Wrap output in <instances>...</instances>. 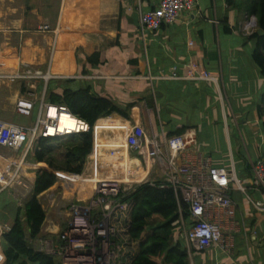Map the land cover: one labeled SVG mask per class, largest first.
Listing matches in <instances>:
<instances>
[{
  "label": "crops",
  "instance_id": "0c3cea01",
  "mask_svg": "<svg viewBox=\"0 0 264 264\" xmlns=\"http://www.w3.org/2000/svg\"><path fill=\"white\" fill-rule=\"evenodd\" d=\"M6 1L12 2L0 0V8ZM158 1L40 0L38 5H34L24 0L26 5H32L33 8L27 12L24 6L20 16H12L14 12H9V18L4 20L8 24L7 28H12L14 39L22 40L23 47L30 50L34 46L32 34L43 31V35H40L46 38L42 27L47 26V23L52 25V29H47V32L54 34L49 42L51 46L54 45L53 54L47 61V67L44 66L46 60L37 62L38 67L48 68L49 75H52L50 79L90 81L98 95L108 97L121 110H126L127 104L135 101V94L141 97L151 94L152 108H148L144 101L134 103L131 110L126 112H129L130 120L138 117L141 121L142 111L145 110L147 117L153 118L155 127L161 126L163 131V126L168 127L165 133L176 132L185 127L183 133L194 135L196 149L209 155L215 167L224 168L223 164L229 165L231 162L232 170L244 189L243 192H231L237 227L233 229L234 224L226 223L223 229L234 237L233 252L225 254L217 248L202 252L192 250L189 252L188 263L264 264V241L261 237L264 231V213L254 210L246 199H263L251 180L250 161L263 156L264 151V134L254 112L264 91V78L251 58L255 40L250 39V34L242 29L249 17L242 10L230 8L226 0H196L195 8L184 12L176 22L165 25L158 31H145L141 34L140 13L152 9ZM7 6V10H16ZM121 10L124 12L119 16ZM26 16L27 19L30 16L35 19V29L29 28L26 22L23 23ZM38 29L41 31H37ZM256 30L257 28L254 32ZM24 33H29V36L23 37ZM64 35L67 37L64 38ZM76 52L85 57L93 53L99 54L94 65L86 64L89 69L86 76L79 75ZM56 53H65L64 59L55 60ZM190 62L217 73V84L169 78L173 67L178 68L176 74L180 77L182 68ZM135 63L136 66H132ZM22 65L25 66V63ZM161 73L167 78L159 79ZM148 74L153 78L151 82L147 79ZM4 112L6 108L0 103V116L6 115ZM161 113L166 118L163 121ZM14 116L13 114L11 119L3 121L24 123L25 118L21 117V120ZM123 119L113 113L97 120L94 132L96 135L100 134L98 149L108 151L113 138L107 133L103 134V131L117 129L116 124L122 123ZM107 120L115 125L105 123ZM215 144L221 158H214L209 152ZM111 152L112 150L107 155H112ZM0 153L13 158L6 150H1ZM98 156L100 153L97 150V159L93 163L96 164L94 178L98 177V165L101 163ZM30 158L31 156L28 157V166L23 172L26 185L15 187L13 191L28 192V186H31V182L34 183L36 170L48 169L44 163H33ZM58 175L55 184L38 196L45 212V220L39 235L28 240L35 250H39V240L57 242L58 232L66 226L64 212L77 191L74 186L65 187ZM160 175L159 168H154L150 177L158 178ZM90 182H93L92 178L82 185ZM80 191L81 189L77 193L81 199ZM8 192L4 193L5 196L9 195ZM88 196L89 192H84L83 199ZM14 210L12 212L11 204L0 203L2 227L11 226L17 214L16 208ZM8 218L13 219L10 224L5 222ZM174 240H179L185 247L183 236Z\"/></svg>",
  "mask_w": 264,
  "mask_h": 264
},
{
  "label": "built area",
  "instance_id": "2783aa9c",
  "mask_svg": "<svg viewBox=\"0 0 264 264\" xmlns=\"http://www.w3.org/2000/svg\"><path fill=\"white\" fill-rule=\"evenodd\" d=\"M196 0H159L150 10L139 15V28L141 34L145 31H158L162 26L176 22L180 16L195 8ZM256 28V20L253 16L243 24V31L252 34ZM47 30V26L42 27ZM192 43L190 42L189 45ZM173 67L169 78H182L189 80H202L217 84V73L209 72L202 65L190 62L181 71L179 77ZM27 75V76H25ZM9 81L32 79L41 80L43 91L39 95L28 92L16 99L14 113L29 122L34 117V122L29 125L5 122L0 119V152L6 150L12 154L0 153V193L15 187H24L23 172L27 168V158L34 151L35 140L38 137H59L71 134L84 133L89 130L86 122L75 117L76 128L69 133L58 132L59 117L63 113L72 116L68 109L61 105L46 102L45 94L49 73L28 70L21 74L15 71L0 78ZM159 79H166L164 74H159ZM147 79L151 82L152 76ZM30 89H35L30 85ZM53 110L54 114L50 115ZM74 117V116H72ZM151 123V122H150ZM153 123V120H152ZM123 137L122 147L134 153L135 160L139 161L141 172L140 181L134 184L120 185V180L111 178H94L96 172L95 157L100 146V134L92 131V152L87 159H92V175H84V165L81 174L59 173L58 179L65 187L74 186L77 191L73 201L67 206L64 216L66 226L58 232L57 242L39 240V250L58 259L59 264H119V259L126 253L125 246L129 243L127 235L129 225L130 206L119 199L121 192L132 189L141 183H149L160 189L171 188L174 192L178 212L181 218L180 203L187 206L188 224L185 226L182 219L181 229L185 248L188 253L192 250L202 252L207 249L217 248L225 254H231L234 249V237L224 232L226 223L234 224L235 229V203L232 199V190L243 192L244 189L234 171H227L221 167H215L212 159L207 154H202L196 149V141L192 133L167 135L160 127L152 126L148 132L142 126L140 119H123L116 124ZM52 131V132H50ZM99 140V141H98ZM112 150L111 154L116 155ZM10 155V154H9ZM94 157V158H92ZM86 159V160H87ZM98 161V160H97ZM86 164V161H85ZM99 166V165H98ZM138 167V166H137ZM159 168L160 177H150L153 169ZM250 177L263 199L252 200L247 197L251 207L264 213V157L250 161ZM85 177L84 179H81ZM89 178L93 183L89 196L79 198L78 190ZM230 182L234 188H230ZM50 197V196H49ZM50 223V220L48 221ZM9 227L0 225V264H4L5 257L1 247L3 231ZM264 241V231L262 233ZM135 244L130 241V245Z\"/></svg>",
  "mask_w": 264,
  "mask_h": 264
},
{
  "label": "trees",
  "instance_id": "16d2710c",
  "mask_svg": "<svg viewBox=\"0 0 264 264\" xmlns=\"http://www.w3.org/2000/svg\"><path fill=\"white\" fill-rule=\"evenodd\" d=\"M226 3L230 8L242 10L247 17L255 18L257 30L249 35L250 39L255 40L251 58L264 78V0H226ZM32 8V5H26L27 12ZM123 12L124 10H121L119 16H122ZM64 55L65 53H56L55 60L64 59ZM75 57L79 75L86 76L89 73L86 64L94 65L99 54L93 53L85 57L76 52ZM24 91V87L21 86L20 92ZM134 99V102L127 104L126 110H121L108 97L98 95L90 81L48 80L46 102L66 107L72 116L86 122L89 130L59 137H38L35 140L30 160L37 164L44 163L48 169L36 170L30 197L17 209L12 225L2 234L4 264H59L58 259L35 250L28 243V240L39 235L45 220V212L38 201V196L55 184L57 171L78 175L83 172L85 161L92 152V131L97 120L109 117L113 113L129 119V112H126L131 110L136 102L144 101L148 108H152L151 94L142 97L135 94ZM254 112L264 134V91ZM184 130L185 127L176 132H168L167 135L182 134ZM60 140H64L66 146L60 153L62 166L56 167L54 155ZM230 188H234L232 182ZM118 196L130 206L127 230L129 243L125 246L126 253L119 259V264H189L187 249L173 237L175 232L181 230V219L185 226L188 224V210L185 204L180 203V218L171 188L160 189L149 183H141L129 191L121 192ZM130 241L135 244L130 245ZM128 249L131 251L130 255Z\"/></svg>",
  "mask_w": 264,
  "mask_h": 264
},
{
  "label": "rangeland",
  "instance_id": "374dc122",
  "mask_svg": "<svg viewBox=\"0 0 264 264\" xmlns=\"http://www.w3.org/2000/svg\"><path fill=\"white\" fill-rule=\"evenodd\" d=\"M28 2L29 3L31 2L34 5H38L40 0H28ZM6 5L11 6L15 8L16 10L15 11L7 10ZM24 6H26V2H24V0H12L11 3L7 2L4 4L3 7L0 8L1 11H4L3 13L0 12V75L1 76H6L17 70L21 74H24V72H27L28 70H30L31 72H34L37 70V71H40L42 74L48 73V68L38 67L37 62H44L43 60H46V63H44V66L47 67V61L50 59V57L53 54L54 45L51 46V43L49 42H50L51 37L53 39L54 34L52 32L50 33L47 32L50 29H52V25L50 23H47L49 30H44L46 38L40 35V34L43 35L42 33L43 31L37 34L36 33L32 34L34 46L30 50L29 48L23 47L22 40L19 41L18 39L17 40L14 39L13 32H11L12 28L11 27L7 28L8 24L4 20V18H9V15H7L9 14V12H14V15L12 16H20L21 14H23ZM24 10L26 11V9ZM25 11H24V14L26 15ZM25 22H26V25L31 29H35L37 26L35 19L31 16L28 19L26 16L25 21L23 23ZM39 30L40 29H38L37 31ZM66 32H60V33H66ZM25 36H29V33H24L23 37ZM65 37L67 36L64 35V38ZM24 63H25V66L22 65ZM31 84L35 86V89L33 90L30 89ZM21 86L24 87V90H25L24 92H20ZM42 87H43V83L41 80H32V79L26 78L22 80L9 81L6 78L1 77L0 78V103L6 108V112H4L6 115L0 116V119L2 120L11 119L12 115L15 114L14 111H11V110L12 108H14V103L16 99L22 95H24L25 97H28L29 96L27 94L28 92H33L35 95L38 96L39 93L40 92L42 93L43 91ZM161 114H162V121H163L166 118L164 116V113H161ZM17 117L21 118L18 115ZM34 117L32 118L30 122L26 119L23 120L22 119L23 117H22L21 120H23L24 123H20V124H24V125H29V123L32 124L34 122ZM152 119L153 118L149 119L147 117V114H145V110L142 111L141 124L145 128L147 133L152 131L151 129H152L153 123H150ZM105 123L115 125V123L111 122L110 120L109 121L107 120ZM163 129L166 132L168 127L163 126ZM104 133L109 134V137L113 138V140L110 142L107 152H104L103 149H98V154L100 153V156H98V159L101 161V163L98 166V177L97 178L102 177V178H111V179L120 180V183H121L120 185L122 186H126L127 184H134L135 182L140 181L143 173L141 172L140 165L138 162L141 161L142 165H144L142 162V158L137 159L138 160L137 162L135 160V156L137 155L135 154L134 156V153L130 154L129 151H127L126 149L122 147V145L124 144V141H123V137L121 136L118 130H114V129L104 130L103 134ZM65 146H66L65 141L60 140V143L57 145V151L55 152V155H54V158H56L55 159V162L57 164L56 167L62 166L61 161H60L61 159L60 153L64 151ZM215 146L216 144L214 145L213 148H211V150H209V152L214 158H221V155L217 152L218 147L216 148ZM111 150H114V153L117 151L116 155H107L109 151ZM223 166L224 168L229 169L228 171H232L231 162L229 165L223 164ZM85 167H86V171L84 175H92V159L86 160ZM57 173H61V171H57ZM32 185L33 184L31 182V186H28V192L24 191L22 193H18L19 190H16V191H13V189L5 190L4 193H7L9 191L8 192L9 195L5 196L4 193H1L0 203L2 204L9 203L11 204L12 212H15L14 208H16V211H17V209L22 207L25 201L30 197ZM12 221H13L12 218H8L5 220V222L8 224H10ZM63 229H61V231ZM182 231L183 229H181V231L178 230L177 232H175L173 235L174 239L180 238L181 236H183ZM130 252L131 251L128 249V255H130Z\"/></svg>",
  "mask_w": 264,
  "mask_h": 264
},
{
  "label": "bare ground",
  "instance_id": "6f19581e",
  "mask_svg": "<svg viewBox=\"0 0 264 264\" xmlns=\"http://www.w3.org/2000/svg\"><path fill=\"white\" fill-rule=\"evenodd\" d=\"M53 114H54V111L51 110L50 115H53ZM76 125H77V122L75 120V117H72V116H69V114L63 113L62 116L59 117V123H58L57 129L59 130L58 132L69 133L71 130L76 128ZM92 183L93 182L83 185V189L80 191L82 198H83L84 192L88 193V191H90Z\"/></svg>",
  "mask_w": 264,
  "mask_h": 264
}]
</instances>
